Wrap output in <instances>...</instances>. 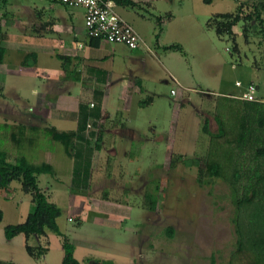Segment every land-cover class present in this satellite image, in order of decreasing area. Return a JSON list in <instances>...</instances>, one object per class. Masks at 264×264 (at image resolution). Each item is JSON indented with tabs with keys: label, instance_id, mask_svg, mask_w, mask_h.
Here are the masks:
<instances>
[{
	"label": "rangeland",
	"instance_id": "374dc122",
	"mask_svg": "<svg viewBox=\"0 0 264 264\" xmlns=\"http://www.w3.org/2000/svg\"><path fill=\"white\" fill-rule=\"evenodd\" d=\"M152 1L154 6L150 8H136L143 21L134 27L141 36L151 38L147 41L155 46L156 15L163 14L165 19L174 15L166 25L162 40L165 44L180 43L187 52L170 50L164 52V56L167 65L193 90L177 100L170 92L177 86L171 78L169 82L162 76L156 80L158 95L145 113L155 117L163 139L157 145L148 142L140 148L137 142L134 143L138 161L131 162L129 169H109L122 175L109 180L99 178L91 189L97 191V195L72 188L71 176L66 174L69 169L66 157H63V163H58L63 177L54 198L51 187L54 179L46 186L50 187L51 199L61 202L63 232L78 245L76 256L82 264H90L94 259H111L115 264H230L237 232L232 222L236 210L229 184L221 178L202 180L199 167L186 165L184 160L206 155L210 136L203 130L205 119L213 131L217 130L213 114L215 94L209 88L218 91L229 86L244 90L247 82L254 81L260 84L264 94V36L250 29L246 38L241 21L233 27L238 43L234 48L230 34L220 37L215 25H207L216 13L237 10L243 0H213L210 4L203 0ZM155 64L164 74L165 70L157 60ZM236 81L241 85H235ZM26 86L29 91L30 83ZM175 104L178 110L173 113ZM11 107L0 98V118L6 114L3 119L9 120V116L16 114ZM172 115L177 122L172 134L166 137L164 133L169 129ZM20 135L19 139L22 138ZM34 135L33 144L40 149L36 147L25 152L21 141L15 145L10 138L0 139V146L13 155H27L32 161H43L46 154L40 151L44 145L42 132H34ZM119 159L124 160V156L120 155ZM201 166L205 168L203 161ZM135 170L141 173L139 177L134 176ZM41 185H44L43 177ZM21 191L17 181L9 189H0V207L4 210L0 224V257H12L20 264H62V238L56 233L52 238V250L46 257L30 256L22 239L6 241V225L24 221L30 206ZM147 191H153L157 197L155 209H150V200L145 197ZM19 195L23 196L22 201H18ZM27 196L31 197L30 194ZM102 197L110 202L100 201ZM105 204L119 208L121 214H106L103 211ZM95 206L102 213L92 211ZM251 211L256 214L246 218L255 229L262 228L264 208ZM78 212H85L89 218L81 219L75 215ZM70 214L73 216L71 221L67 218ZM35 239L32 237V243ZM39 243L47 246L49 240L44 238L43 243Z\"/></svg>",
	"mask_w": 264,
	"mask_h": 264
},
{
	"label": "crops",
	"instance_id": "0c3cea01",
	"mask_svg": "<svg viewBox=\"0 0 264 264\" xmlns=\"http://www.w3.org/2000/svg\"><path fill=\"white\" fill-rule=\"evenodd\" d=\"M135 1L138 5L134 7L117 6L119 13L133 25L143 21L139 17L141 14L136 10L137 7L154 6L152 0ZM161 15L163 14L156 15L157 18L160 17L162 29H159L157 23L156 31L154 30L155 46L153 42H149L151 38L146 39L140 35L143 44L137 49H131L123 43L88 37L85 34L82 7L65 6L55 0H0V31L4 34L3 38H0V45L6 49L5 58L0 63V98L5 105H11V109L16 111V114L9 116V120L3 119L6 114H2L0 123L23 125L24 128L20 130L22 138H18L17 142H22L25 152L33 151L36 147L40 149V146L33 144V138L34 132H42L44 145L40 151L46 154L43 161L52 164L54 174L41 173L38 175V181L50 200V187L46 184L54 179V184L51 185L54 188V198L55 191L60 188L62 182L63 176L58 163L65 161L63 157L67 159L69 169H66V174L71 176L72 188L94 192L97 195L98 192L91 189L99 178L105 177L109 180L122 175L109 169H129L131 162L138 161V152L133 149L134 143L137 142L139 148L148 142L159 144L164 137L162 131L155 117L145 112L155 103L158 95L155 83L160 76L164 77L165 82H169L171 78L177 84L176 88H171L170 91L177 100L193 90V87L183 81L166 63L164 52L171 49H164L163 46L168 43L165 44L162 38L166 25L174 15L172 14L171 19H165ZM178 51L184 54L187 52L184 46L182 51ZM156 60L166 74H162L160 68L155 67ZM237 82L235 85L238 86ZM27 83H30L29 91ZM173 89L175 93L172 92ZM208 90L213 94L231 96L244 92L240 88L232 89L229 86L218 91L212 88ZM259 95H264L261 88ZM176 104L173 106V113L178 110ZM173 115L169 118V129L164 133L166 137L172 134L177 122ZM47 127L76 132L70 153L66 142L51 138V133L45 130ZM97 134H101L99 143ZM120 155L124 156V160L119 159ZM24 156L31 162H43L32 161L27 155ZM154 162L155 165L156 160ZM140 174L135 170L134 176L139 177ZM42 177L44 185H41ZM14 182L7 189L12 187ZM17 183L22 190L20 182ZM21 192L31 204V197L27 196L30 193ZM19 197L18 201H22L23 196ZM86 198L90 203L89 196ZM101 200L108 201L103 197ZM54 202L61 206V202ZM104 206L103 211L110 216L121 214L119 208H112L107 204ZM29 209L24 215L25 218ZM92 211L100 212L96 206ZM72 214L67 217L70 221L73 219ZM75 215L83 220L87 218L85 212ZM61 216L58 217V224L60 229L65 231L60 222ZM54 235L51 231L41 238H27L24 234H19L10 239L6 238V241L22 239L25 246L27 242L43 243V239L48 238L49 248L43 255L46 257L52 250ZM32 237L36 238L35 243H32ZM74 244L76 256L78 245ZM0 259L18 263L12 257Z\"/></svg>",
	"mask_w": 264,
	"mask_h": 264
},
{
	"label": "trees",
	"instance_id": "16d2710c",
	"mask_svg": "<svg viewBox=\"0 0 264 264\" xmlns=\"http://www.w3.org/2000/svg\"><path fill=\"white\" fill-rule=\"evenodd\" d=\"M115 1L122 6L138 5L135 0ZM203 2L210 4L213 0H203ZM243 5L250 10L247 11L248 8H244ZM241 21L244 22L246 38L250 29L264 36V0H243L237 10L218 12L207 25L209 27L215 25V31L220 37L230 34L233 37V47L237 48L236 32L233 27ZM157 23L159 29H162L160 17L157 18ZM3 36L0 31V38ZM158 36L159 34L157 38ZM163 47L183 50L180 43H171ZM5 53V47L0 45V63L3 62ZM258 85L261 88L259 83ZM241 96L242 94L240 96L215 94L213 114L217 120V130L213 131L209 127L208 119H205L203 125V130L210 136L207 153L204 157L187 158L184 162L186 165L199 167L200 173L205 178L201 179L204 181L221 178L229 184L236 210L232 222L237 232L230 264H264V225L255 229L251 221L246 218L248 215L256 214L251 211L252 209L264 208V96L259 95L261 100L257 101L244 99ZM23 128L20 123H0V139L10 138L14 144L18 143L17 138ZM45 130L51 133V138L65 141L68 152L72 151L77 136L75 131H63L55 127H47ZM100 141L101 134L97 137V142ZM2 148L0 147V189L5 190L13 181H17L20 182L22 191L31 194L27 217L22 222L6 225V238L10 239L19 234H24L27 238L30 236L41 238L46 236L48 231L54 232L62 238L64 250L62 264H82L75 256V244L58 224L62 207L50 200L38 181V175L41 173L54 174L52 164L46 161L31 162L25 156L13 155L11 151ZM202 161L205 163V168L201 166ZM154 188L157 190L158 184ZM145 197L150 200V209H155L157 197L154 192L147 191ZM3 218L4 210L0 207V224ZM25 248L30 256L38 257L47 253L49 247L27 242ZM258 256L261 258L254 259ZM0 264L18 263L0 259ZM90 264H115V262L111 259H94Z\"/></svg>",
	"mask_w": 264,
	"mask_h": 264
},
{
	"label": "built area",
	"instance_id": "2783aa9c",
	"mask_svg": "<svg viewBox=\"0 0 264 264\" xmlns=\"http://www.w3.org/2000/svg\"><path fill=\"white\" fill-rule=\"evenodd\" d=\"M55 1L65 6L84 9V27L88 37L111 43H123L131 49H137L143 44V39L134 25L119 13L115 0ZM258 86L257 82L250 81L241 97L254 101L261 100ZM172 92L175 93V90L173 89ZM89 126L92 125L89 124Z\"/></svg>",
	"mask_w": 264,
	"mask_h": 264
},
{
	"label": "water",
	"instance_id": "95a60500",
	"mask_svg": "<svg viewBox=\"0 0 264 264\" xmlns=\"http://www.w3.org/2000/svg\"><path fill=\"white\" fill-rule=\"evenodd\" d=\"M203 93V92H202Z\"/></svg>",
	"mask_w": 264,
	"mask_h": 264
}]
</instances>
